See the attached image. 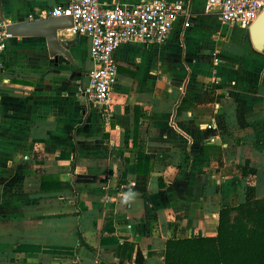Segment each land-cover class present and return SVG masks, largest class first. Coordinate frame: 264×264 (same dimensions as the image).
I'll use <instances>...</instances> for the list:
<instances>
[{
	"label": "crops",
	"instance_id": "1",
	"mask_svg": "<svg viewBox=\"0 0 264 264\" xmlns=\"http://www.w3.org/2000/svg\"><path fill=\"white\" fill-rule=\"evenodd\" d=\"M167 1L183 6L163 46L117 50L108 117L78 94L88 37L58 30L65 56L44 37L6 40L0 264H164L168 239L214 237L222 208L264 197V53L208 0ZM65 3L0 0V20Z\"/></svg>",
	"mask_w": 264,
	"mask_h": 264
},
{
	"label": "built area",
	"instance_id": "2",
	"mask_svg": "<svg viewBox=\"0 0 264 264\" xmlns=\"http://www.w3.org/2000/svg\"><path fill=\"white\" fill-rule=\"evenodd\" d=\"M217 8L224 25L248 29L264 9V0H208ZM182 2L167 0H144L134 4H110L99 0H66L64 5L41 12L38 19L70 17L74 36H86L90 40L89 57L92 69L88 73L85 88L78 94L87 104L103 110L109 116L112 88L116 83L118 67L117 50L124 44L137 43L147 47H161L168 40L174 23L182 11ZM10 24L0 20V68L3 65L7 33ZM219 59H214L217 66ZM221 117L219 105L213 107V122L205 130L218 132ZM213 135L209 141L218 138Z\"/></svg>",
	"mask_w": 264,
	"mask_h": 264
},
{
	"label": "trees",
	"instance_id": "3",
	"mask_svg": "<svg viewBox=\"0 0 264 264\" xmlns=\"http://www.w3.org/2000/svg\"><path fill=\"white\" fill-rule=\"evenodd\" d=\"M164 264H264V197L222 208L214 237L168 239Z\"/></svg>",
	"mask_w": 264,
	"mask_h": 264
},
{
	"label": "water",
	"instance_id": "4",
	"mask_svg": "<svg viewBox=\"0 0 264 264\" xmlns=\"http://www.w3.org/2000/svg\"><path fill=\"white\" fill-rule=\"evenodd\" d=\"M72 27L73 22L70 17L46 18L10 24L7 28V33L14 37H44L50 56L57 54L65 56L57 41V31L67 30ZM248 33L254 49L264 53V9L250 25Z\"/></svg>",
	"mask_w": 264,
	"mask_h": 264
},
{
	"label": "rangeland",
	"instance_id": "5",
	"mask_svg": "<svg viewBox=\"0 0 264 264\" xmlns=\"http://www.w3.org/2000/svg\"><path fill=\"white\" fill-rule=\"evenodd\" d=\"M224 29L226 30V27ZM248 40H249V36H248V34H246L245 37H244V41H248Z\"/></svg>",
	"mask_w": 264,
	"mask_h": 264
}]
</instances>
